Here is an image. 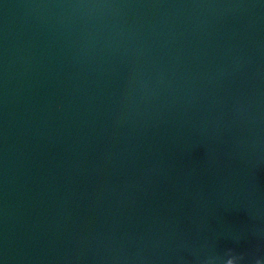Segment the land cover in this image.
<instances>
[{"label":"water","instance_id":"95a60500","mask_svg":"<svg viewBox=\"0 0 264 264\" xmlns=\"http://www.w3.org/2000/svg\"><path fill=\"white\" fill-rule=\"evenodd\" d=\"M0 264H264V0H0Z\"/></svg>","mask_w":264,"mask_h":264}]
</instances>
